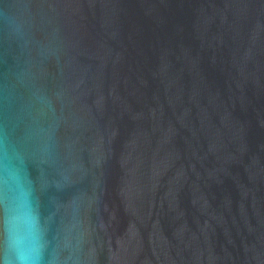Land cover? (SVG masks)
I'll use <instances>...</instances> for the list:
<instances>
[{
  "label": "water",
  "instance_id": "water-1",
  "mask_svg": "<svg viewBox=\"0 0 264 264\" xmlns=\"http://www.w3.org/2000/svg\"><path fill=\"white\" fill-rule=\"evenodd\" d=\"M34 231L6 230L20 189ZM264 264V0H0V264Z\"/></svg>",
  "mask_w": 264,
  "mask_h": 264
},
{
  "label": "clouds",
  "instance_id": "clouds-1",
  "mask_svg": "<svg viewBox=\"0 0 264 264\" xmlns=\"http://www.w3.org/2000/svg\"><path fill=\"white\" fill-rule=\"evenodd\" d=\"M3 208L6 230L14 232L17 228H23L34 231L38 226V217L31 207L30 195L25 189L21 188L18 192L14 206L10 207L5 200ZM5 264H12V262L6 259ZM15 264H29L28 254L21 250Z\"/></svg>",
  "mask_w": 264,
  "mask_h": 264
}]
</instances>
